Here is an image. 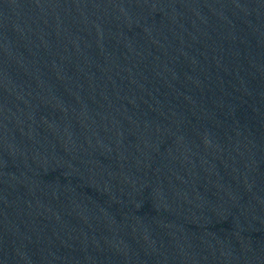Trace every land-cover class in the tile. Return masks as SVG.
Instances as JSON below:
<instances>
[{"label": "water", "instance_id": "95a60500", "mask_svg": "<svg viewBox=\"0 0 264 264\" xmlns=\"http://www.w3.org/2000/svg\"><path fill=\"white\" fill-rule=\"evenodd\" d=\"M0 264H264V0H0Z\"/></svg>", "mask_w": 264, "mask_h": 264}]
</instances>
